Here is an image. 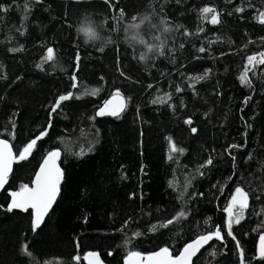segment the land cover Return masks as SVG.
Returning <instances> with one entry per match:
<instances>
[{"label": "trees", "instance_id": "1", "mask_svg": "<svg viewBox=\"0 0 264 264\" xmlns=\"http://www.w3.org/2000/svg\"><path fill=\"white\" fill-rule=\"evenodd\" d=\"M0 4L9 9L0 11V138L18 155L47 131L27 159L16 161L0 192V264H87L91 251L107 264H124L129 252L148 255L164 247L176 256L217 226L224 240H214L194 264H241V248L244 264H264L257 258L264 234V65L249 72L251 87L239 79L247 57L264 52V24L257 19L264 0ZM205 6L220 13L219 24L201 18ZM145 16L150 20L132 27ZM162 20L170 33H163ZM87 28L95 39L81 31ZM157 35L164 55L140 60L146 45L139 40L158 44ZM49 47L55 59L38 66ZM197 76L204 78L191 79ZM117 90L126 110L119 118L98 117L97 108ZM69 92L73 98L52 112ZM169 137L182 153L170 152ZM55 150L64 171L61 193L34 231V210L8 211L11 193L30 187ZM209 158L213 164L201 167ZM236 187L249 193V207L233 225L234 240L225 208ZM180 211L186 217L159 226Z\"/></svg>", "mask_w": 264, "mask_h": 264}, {"label": "snow or ice", "instance_id": "2", "mask_svg": "<svg viewBox=\"0 0 264 264\" xmlns=\"http://www.w3.org/2000/svg\"><path fill=\"white\" fill-rule=\"evenodd\" d=\"M106 3H112V0H105ZM9 9L4 5L0 4V11L7 12ZM115 10V9H114ZM236 11L242 12L243 8H237ZM201 18L203 20L208 21L209 23L216 25L220 23V13L211 6H205L200 9ZM120 17L124 16L123 9H119ZM211 14V15H209ZM137 19L133 17V20ZM258 21L264 24V12H261L257 17ZM150 20V17L145 16L139 24L132 25L133 28L138 29L141 24L145 21ZM161 24L163 25L162 31L163 33H170L172 28L169 26L168 21L162 20ZM152 27H156V25H152ZM81 31L88 37L89 40L96 38V33L92 28L82 29ZM202 31V29H201ZM185 35H190V33L185 32ZM132 39H137L136 36H133ZM155 40L159 41L158 44H150L147 43L144 39H140L139 43L146 45V52L142 53L139 56L140 60H146L148 58L147 53H158L159 55H164V48L166 44L161 40L160 36H155ZM264 39V38H262ZM183 47V45H181ZM102 50V49H101ZM205 48L201 47L199 52H205ZM13 52L22 51V48L12 49ZM55 59V50L51 47L47 48L46 56L42 61V64L48 61H52ZM77 68L79 66V54L76 57ZM259 65H264V52H260L258 54L250 55L247 57V66L244 68L243 73L240 75L239 79L242 84H245L248 87L252 86V81L249 77V72L254 71L255 68ZM207 73H205V76ZM204 76L192 77L191 79H195L197 81L203 79ZM75 76H73V87H76L75 84ZM177 91H182V89H177ZM91 94H95L93 91ZM73 98V93L69 92L65 95H60L56 100L54 106L51 111L55 112L58 108H60L61 103L64 101H68ZM79 98V97H76ZM168 98H171V94L168 95ZM164 102V101H161ZM156 103V101H153ZM127 106L126 99L122 96V93L117 90L114 93L112 99L105 101L104 106L99 109L96 113L97 116H114L119 118L121 113L125 110ZM185 123L191 125V119L185 121ZM48 127H51V123H49ZM191 131L195 133L197 131L196 128H192ZM47 135V131L40 133L36 139L31 140L22 151L17 155L12 150V145L7 140H0V188L7 183L9 174L12 170V164L15 161H22L28 158L31 154L32 150L35 148L37 140L43 138ZM170 142V152H183L182 148H178L177 145L171 141ZM232 147H238L237 145H233ZM83 155V151L80 153ZM231 154V153H229ZM60 151H51L48 153L45 158L43 164L40 167L39 172L37 173L35 180L33 181L34 187H29L28 185H23L19 191H15L11 193V203L8 207V211H12L13 209H19L27 212L29 209L34 210V219H33V230L38 229L44 221V217L48 214L49 210L52 208L55 203L57 196L60 192V184L63 180V171L59 167L57 161L60 158ZM251 158V157H249ZM169 159H172V156L169 155ZM233 159H235L233 157ZM213 164V160L209 158L204 165L201 167H207ZM203 175V173H201ZM249 207V193L244 190L242 187H236L234 194L231 197V200L225 208L227 212V235L231 236L235 240V236L232 232V228L234 224H239L242 219H244V214ZM186 217V213L184 211H180L176 217L173 219H169L167 222L159 225L160 227L167 228L169 225L175 223L181 218ZM156 229V226H153V230ZM139 235V234H137ZM224 240V235L221 232L219 226L213 232H209L203 235L198 236L195 240L188 243L179 255L173 256L171 250L168 247L161 248L159 251L149 254L147 256L142 255L139 252H129L126 264H193V258L197 256L202 248L205 245H208L212 240ZM237 247L239 248V242L237 241ZM24 250L27 253V245L24 246ZM215 255V253H213ZM239 255L241 258V264H244V251L241 248L239 251ZM261 260H264V234H261L259 237V245H258V257ZM76 261L80 260L79 256L74 257ZM85 260H88L89 264H102L99 258V254L97 253H88L85 257Z\"/></svg>", "mask_w": 264, "mask_h": 264}, {"label": "water", "instance_id": "3", "mask_svg": "<svg viewBox=\"0 0 264 264\" xmlns=\"http://www.w3.org/2000/svg\"><path fill=\"white\" fill-rule=\"evenodd\" d=\"M113 96H114V94H112L108 99H106L105 101H107V100H110V99H112L113 98ZM124 98H125V96L124 95H122ZM126 99V98H125ZM105 101L97 108V110H96V113L99 111V109L100 108H102L103 106H104V103H105ZM127 101V100H126ZM127 107V106H126ZM125 110H126V108H125ZM124 110V111H125ZM123 111V112H124ZM122 112V113H123ZM121 113V114H122ZM107 116V115H106ZM98 117H105V116H98ZM110 117H114V116H110ZM0 140H6V139H3V138H0ZM8 141V140H7ZM10 144H11V142L10 141H8ZM12 145V144H11ZM12 150H13V152L14 153H16L15 152V150H14V148H13V146H12ZM55 151H59V150H55ZM47 157V156H46ZM45 157V158H46ZM45 158H44V160H45ZM44 160L41 162V164L39 165V167H38V169H37V171H36V174H35V176H34V179H33V181L35 180V177H36V175H37V173L39 172V170H40V167H41V165L43 164V162H44ZM59 160H60V158H59ZM57 161V163H58V165H59V167L61 168V170L63 171V168H62V166L60 165V161ZM15 163H16V161L15 162H13V164H12V170H11V172H10V174H9V177H8V181H7V183L3 186V188H0V192H2L6 187H7V185H8V182H9V178H10V176L12 175V173H13V171H14V167H15ZM63 176H64V171H63ZM33 181H32V184H31V186L30 187H34V184H33ZM60 193H61V184H60V192H59V195L57 196V199H56V201H55V203L53 204V206H52V208L49 210V212H48V214L44 217V221H43V223L45 222V219H46V217L52 212V210L54 209V207L56 206V203H57V201H58V198H59V196H60ZM43 223L41 224V226L43 225ZM203 235V234H202ZM200 236V235H199ZM198 237V236H197ZM196 237V238H197ZM196 238H194L193 240H195ZM193 240H191V241H189V242H187L184 246H186L188 243H190V242H192ZM215 240V239H214ZM214 240H212L208 245H205V247L204 248H202L201 250H200V252L202 251V250H204V249H206ZM258 245H259V243H258ZM184 248V247H183ZM182 248V249H183ZM182 251V250H181ZM199 252V253H200ZM88 253H97V254H99V258H100V261L102 262V264H107L104 260H103V258H102V256H101V254L98 252V251H91V252H88ZM87 253V254H88ZM199 253L197 254V256L199 255ZM150 254H152V253H150ZM149 255V254H148ZM179 255V254H178ZM144 256H147V255H144ZM174 256V255H173ZM196 256V257H197ZM196 257H194L193 258V264H194V261H195V258ZM86 263L87 264H89V262H88V260H86ZM124 264H126V261H125V263Z\"/></svg>", "mask_w": 264, "mask_h": 264}]
</instances>
